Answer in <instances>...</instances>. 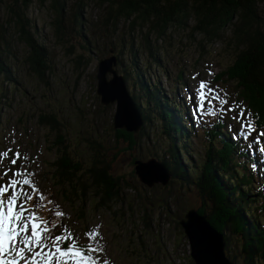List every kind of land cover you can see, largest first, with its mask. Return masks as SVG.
<instances>
[{
  "label": "rangeland",
  "instance_id": "1",
  "mask_svg": "<svg viewBox=\"0 0 264 264\" xmlns=\"http://www.w3.org/2000/svg\"><path fill=\"white\" fill-rule=\"evenodd\" d=\"M15 1L0 0V5ZM60 2L64 6L62 22L65 39L69 40L67 45L58 43L54 35L52 23L57 14L51 8L52 0H33L28 11L29 19L36 26V36L48 50L53 70L48 81L41 82L27 70L23 60L25 46L16 39L11 57H7L17 80L11 93L3 76H0V154L12 150L7 158L0 156V173L12 167L10 160L18 151L21 158L16 168L25 172L38 186L39 197L42 194L48 198L51 216L62 229L66 226L80 244L93 245L98 249L93 252L97 264H195L190 257L188 239L181 226L177 228V223L185 218L189 210L200 207L196 188L175 181L166 187L160 185L149 189L135 174L133 157L142 161L150 158L161 161L171 145L159 116L160 110L155 105L149 110L152 122L144 126L146 133L136 150L129 153L119 149L112 157L113 172L123 175L134 187L124 191L125 200L115 204L112 214L105 209H96L94 201L89 198L84 213H81L77 203L66 202L63 194L55 190L50 164L56 159V154L50 151L47 144L51 130L42 126L39 116L49 111L61 116L68 144L75 149L84 166H88L93 153L91 141H100L109 149L115 144L112 133L117 105L101 104V97L97 95V71L101 60L116 57L118 64L115 70L127 77L126 85L133 97L147 102V90L142 84L145 91L141 89L139 75L145 82L155 85V91L169 101L179 102L184 96V106L192 123L187 126L192 134L190 156L198 164L206 154V133L213 130V125L220 119L207 114H198L194 118L191 109L195 98L190 103L187 97L195 92L201 81H205L231 105L239 104L245 109L243 100L236 97L235 84L217 79L218 74L232 65L238 53L234 47L228 46L231 29L225 30L221 40L209 43L201 33L194 32L196 22L191 18L184 26L171 25L164 37L158 38L154 34L147 36V27L132 28V18L108 24L109 11L106 6L100 5L101 0ZM77 14L82 18L81 29L77 26ZM258 15L264 21V3L259 4ZM12 33L11 30V37ZM7 34L1 33L0 40ZM111 78L109 74L108 79ZM3 94L9 99L2 100ZM232 115L234 113H228L224 119L228 125H233L231 133L236 134L240 125L230 118ZM260 132L264 131L256 129L248 141H243V145L251 143L252 147L246 148L251 156L257 155L264 175V152L260 151L264 148V136H259ZM53 136L56 134L53 133ZM229 139L236 141L232 135ZM184 164L188 163L184 161ZM26 190L31 192L27 186ZM257 192L258 189L253 192V198ZM163 202L165 210L160 207ZM32 205L30 202L34 208ZM34 209L49 221V215H42L45 211ZM145 211L150 212L153 218L152 230L144 229L142 217ZM57 212L65 215L56 216ZM83 217L85 221L81 220ZM88 231L93 233L94 238L87 235ZM227 235L230 246L224 250L230 258L236 257L233 260L235 264H245L241 242L229 233Z\"/></svg>",
  "mask_w": 264,
  "mask_h": 264
},
{
  "label": "trees",
  "instance_id": "2",
  "mask_svg": "<svg viewBox=\"0 0 264 264\" xmlns=\"http://www.w3.org/2000/svg\"><path fill=\"white\" fill-rule=\"evenodd\" d=\"M32 1L16 0L0 5V34L10 33L0 40V76L10 91L17 82L13 67L7 61L14 39L24 44V65L33 76L46 83L53 71L48 50L36 36V26L28 16ZM52 2L51 8L57 14L52 23L54 35L58 43L67 45L69 40L65 39L62 22L64 6L60 0ZM261 3L264 0H101L100 5L109 11L108 24L132 18V28L147 27V36L154 34L158 38L164 37L171 25L184 26L191 18L196 22L194 32L201 33L209 43L221 40L225 30L230 28L232 35L228 46L238 53L232 65L218 74L217 79L235 84L237 99L243 100L246 110L252 113L256 129L264 131V21L258 15ZM75 18L81 29V15L77 14ZM77 65L79 67V63ZM138 78L147 90L146 103L140 97H133L143 120L142 129L137 135L126 130L113 131L115 144L110 149L100 141H91L93 153L88 166L84 167L75 149L68 144V135L59 115L53 111L40 114L41 124L56 134L53 141L48 138L50 151L58 154L53 163L56 188L68 203H85L90 198L98 209L112 212L116 203L125 200L124 191L134 188L123 175L113 172L112 157L119 149L129 153L136 150L145 136L144 126L152 122L149 110L155 105L171 141L161 159L171 175L169 184L176 181L195 187L201 201L196 213L204 216L213 229L223 235L225 248L230 246L229 233L241 242L245 264H264V183L253 159L245 151L240 152L239 143L226 137L229 135L226 127L219 124L206 133L208 146L204 160L198 164L193 162L189 148L192 134L180 120L178 104L156 92L154 85L145 82L143 76ZM8 99L3 94L2 100ZM112 151L113 155H109ZM136 159L133 157V162ZM164 205L160 206L163 210ZM142 221L146 231L153 229L150 212L145 211ZM177 228H180V221ZM229 259L235 264V256Z\"/></svg>",
  "mask_w": 264,
  "mask_h": 264
},
{
  "label": "snow or ice",
  "instance_id": "3",
  "mask_svg": "<svg viewBox=\"0 0 264 264\" xmlns=\"http://www.w3.org/2000/svg\"><path fill=\"white\" fill-rule=\"evenodd\" d=\"M194 98L195 104L191 109L194 118L198 114H207L223 120L228 113H234L230 118L236 121L240 128L232 136L233 140L248 141L256 131L253 120L250 119L252 116L250 111L241 108L239 104L231 105L228 99L222 98L205 81L200 82L199 87L187 97V100L191 103ZM232 127L233 125H228L229 131ZM259 136H264V132H260ZM248 146L251 148V143ZM260 151L264 152V148ZM10 152L11 149L0 156L7 158ZM20 158L21 154L16 151L10 160L12 167L0 173V180L8 177L5 183H0V264H97L91 253L98 249L91 245L80 246L66 226L63 233L51 235L57 226L50 227L48 221L29 206L38 189L25 172L16 168ZM21 177L23 178L20 179ZM26 186L32 191H27ZM39 198L42 201L44 196L41 194ZM64 215L63 212L56 213L59 217ZM87 235L94 238L92 232Z\"/></svg>",
  "mask_w": 264,
  "mask_h": 264
},
{
  "label": "water",
  "instance_id": "4",
  "mask_svg": "<svg viewBox=\"0 0 264 264\" xmlns=\"http://www.w3.org/2000/svg\"><path fill=\"white\" fill-rule=\"evenodd\" d=\"M117 64L118 61L116 57L107 58L99 62L97 72V94L101 97V103L104 106L118 102L117 111L114 116L115 130H126L129 133H138L143 127V120L137 105L128 91L124 77L119 75L115 70ZM109 74L112 75L110 80L108 79ZM135 165L136 174L138 175L139 180L149 186V188L153 187L155 184L167 185L171 179L169 171L156 159H150L146 162L137 160L135 161ZM154 168L155 170L158 169L161 171L159 176L160 179L150 176L149 171ZM180 224L189 239L191 257L195 261V264H199L198 262L200 261L202 264H209L208 260L207 262L203 261L199 254V252L203 254V249L200 245H197L199 243H196L198 242L196 240L198 236L196 235H207L208 233H211V231L220 243L219 251H216L219 256V260L217 261L220 262H217L216 260V262H214L217 264H232L225 255L223 236L213 229L205 217L199 216L196 211L192 210L185 216V219L182 220Z\"/></svg>",
  "mask_w": 264,
  "mask_h": 264
},
{
  "label": "bare ground",
  "instance_id": "5",
  "mask_svg": "<svg viewBox=\"0 0 264 264\" xmlns=\"http://www.w3.org/2000/svg\"><path fill=\"white\" fill-rule=\"evenodd\" d=\"M122 102V101H121ZM117 103L116 105H118V102H115ZM118 107V106H117ZM150 173V176H152L153 178H158L160 179V170L156 169H152L151 171H149ZM196 235V233H195ZM198 236V238H196V240L198 242L196 243H199L197 245H200L203 249V254L199 252V254L201 255L203 261L207 262L208 260V263L209 264H217L215 263L217 260H219V256L217 255L216 251L218 250L219 251V247H220V243L219 241L216 239V236H214L212 233H208L207 235L206 234H199V235H196ZM200 237V238H199ZM202 238V239H201ZM223 242L225 243V240L223 238ZM219 245V246H218ZM200 248V247H199ZM219 254V252H218ZM198 260V259H197ZM216 260V261H215ZM215 261V262H214ZM217 262H220V261H217ZM199 264H202L201 261L198 262ZM222 263V262H221ZM224 264V263H223Z\"/></svg>",
  "mask_w": 264,
  "mask_h": 264
},
{
  "label": "clouds",
  "instance_id": "6",
  "mask_svg": "<svg viewBox=\"0 0 264 264\" xmlns=\"http://www.w3.org/2000/svg\"><path fill=\"white\" fill-rule=\"evenodd\" d=\"M13 73H14V69H13ZM15 74V73H14ZM16 84H17V82H16ZM16 86V85H15Z\"/></svg>",
  "mask_w": 264,
  "mask_h": 264
}]
</instances>
